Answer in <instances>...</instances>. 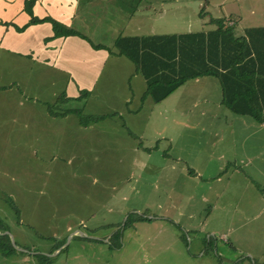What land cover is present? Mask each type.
<instances>
[{
    "label": "rangeland",
    "instance_id": "rangeland-1",
    "mask_svg": "<svg viewBox=\"0 0 264 264\" xmlns=\"http://www.w3.org/2000/svg\"><path fill=\"white\" fill-rule=\"evenodd\" d=\"M164 1L172 11L136 12L140 14L137 20L124 12L117 22L106 10L112 7L106 0H83L80 13L88 25L82 31L92 41L108 42L115 50L113 40L120 30L145 34L204 30L214 26L207 18L228 16L231 11L242 16L243 22L257 21L248 10L231 9L235 0ZM181 6L183 17H177ZM120 7L129 9L124 2ZM111 61L117 66L112 68ZM132 70L133 62L127 56L115 57L109 60L99 82H107L109 87H97L83 94L86 97L80 101L68 102L63 98L60 75L0 49V227L8 229L0 236L9 238L14 248L22 244L19 231L24 232L27 247L42 249L43 241L49 237L57 240L51 237L54 232L67 234L66 226L71 224L72 229L98 230L105 238L112 236L119 248L109 250L104 244L101 264H221L214 251L217 248L220 253L222 244L204 247V254L195 250L199 245L196 240L206 238L204 229L211 227L217 235L230 229L225 217L214 215L204 199L211 196V190L215 188L217 193L223 186L234 201L232 207L248 200L233 192L246 183L240 174L254 175L251 169L261 163L264 154L246 159H240L244 155L234 159L233 155L261 145L253 136L242 140L243 129L235 124L239 130L230 136L225 133L222 139H210L200 130H207V123L212 122H205L207 116L201 111L206 104L204 95L216 87L215 77L189 79L180 86L187 87L185 94L179 93L173 104L182 103L187 111L178 123L180 118L170 119L171 115L179 116L177 107L167 108L172 98L157 103L147 92L143 95L140 90L146 84H139L140 77L132 75ZM242 142L243 150L239 149ZM229 159L227 171L223 160ZM188 165L196 175L185 173ZM254 181L261 179L255 177ZM247 191L244 188L240 193L247 196ZM253 191L264 201V188ZM212 203L217 209L222 206L219 200ZM165 211L179 216L180 221L190 218L196 223L206 211L202 231L188 233L160 217ZM144 217L147 219L138 220ZM221 238L226 240L227 235ZM69 239L70 234L66 242ZM65 257L62 264L69 262ZM16 258L9 264H29L19 259L15 263ZM257 260L264 261V257ZM223 262L229 264L225 259Z\"/></svg>",
    "mask_w": 264,
    "mask_h": 264
},
{
    "label": "crops",
    "instance_id": "crops-1",
    "mask_svg": "<svg viewBox=\"0 0 264 264\" xmlns=\"http://www.w3.org/2000/svg\"><path fill=\"white\" fill-rule=\"evenodd\" d=\"M106 1V5L110 4V6H112L106 10L111 11V17L117 22L122 20V18L119 16L121 15L120 13L124 12L131 13L129 18H136L135 20H137V16H140V14L136 15V12L146 14V12L148 13L155 11L157 14H164L166 12L172 11V9H170V5L167 7L164 6V3L166 2L164 0ZM82 2L83 0H36L34 5L35 15L38 17L52 16L53 18L72 27L78 33H80L65 37L60 36L50 38L54 34V31L52 24L47 21L31 24L22 31L17 29V26L22 27L26 25L31 18L24 9L25 0H0V49H5L7 51L20 54L23 57L29 58L31 61H33V63H36L40 67L53 70L56 74L60 75L63 78V93H65L66 101L68 102L80 101L79 99L86 97L84 95L82 96V90H88L89 93H91L95 91L97 87H109L107 82H104L102 85L99 84L103 70L108 64L109 60H113V58L121 56L120 54L111 52L108 48H95L92 45V43H95L109 47L107 45L108 42H94L89 38L86 32L82 31L84 30V27L88 25L87 22H82L83 13H80L82 9ZM122 2H124L125 5H129L128 10L120 7ZM131 6L134 8L130 12ZM239 8L248 10L252 16L255 17V20H257H253L255 24L243 22V17L235 14L234 11H231L230 13L232 14L228 16L225 15L224 17L217 18H225L226 25H229L228 21H230L231 25L233 24L234 32L237 35L244 34L247 28L264 26V0H235L233 8L231 9L238 12ZM183 9L184 6H181V11L178 12L180 14H177V17H183ZM77 13H79L78 16ZM206 22H210V20L207 18ZM211 24L214 26L198 31H209L214 29L216 25L214 23ZM239 26H242L243 29L240 30ZM122 27L124 28L125 24H123ZM174 27H177V24H174ZM137 31L139 30H136V32L120 30L119 36L182 33V31H176L172 33H156L154 31L152 33L150 32L151 34H145L143 32ZM114 41L115 40H113V44ZM110 63L112 68L115 64H118L116 61H111ZM132 71L134 72L132 75L136 74L135 76L140 77V79L137 80L139 84L141 81L143 84H146V87L140 90V92L142 91L141 93L144 95L148 88L147 80L143 74L138 71L134 62ZM203 77L196 78L195 81L202 80ZM215 80L216 87H210L211 94L204 95L206 96V99L203 101L206 102V104L203 106L201 111L204 116H207V118H205V122H207L209 119H211L212 122L207 123V130L202 128L200 130L206 133L204 135L210 139H222L225 133H229L228 135L230 136L232 133L239 130L234 128L233 124L237 126L239 125L241 127L240 129H243L242 131L245 134V136L241 137L243 138L242 140L250 139L253 136V139L258 141L261 146L253 148L252 150L247 151V153H234L233 158L237 159V157H240V155H244V158L240 159H246L248 157H255L256 155L259 156L264 154V139L261 138V136H264V122H259L250 115L236 114L231 111L223 103V92L218 78L215 77ZM50 83L54 85L55 80L51 79ZM185 88L187 87H177L169 95L157 102L162 103L165 99L172 98V103L167 108L177 107L176 112L180 113L179 116L171 115L170 119L174 117L177 121L180 118L178 123L182 119V113L185 114V111L187 110H184V107L181 106L182 103L180 105L178 103L173 104V102L174 99L178 97L179 93L183 95L185 94ZM128 99L129 98H127V100ZM151 99L153 100V98ZM180 106L181 108H179ZM240 145L242 147L239 149L243 150V142ZM223 161L224 168L227 166L226 161L229 163L231 162L230 159ZM250 168V165L247 166L248 172H250ZM226 169L227 171H230L229 167ZM190 170L193 172L191 173ZM251 172L254 175H249L247 173H244L245 175L240 174V176L245 177L244 179L246 183L236 186V189L238 188L240 190L236 191L235 189L233 194H240L241 196L248 197L249 199L245 200L241 204L239 203L236 208V204L234 207L231 206L234 204V201L229 199L230 193L228 192L227 187L220 186V191L217 193L214 188L211 190V196L208 197V199H204L206 204L211 205L212 213L214 215L219 213L221 217H225V224L230 229H225L220 235H217L211 227L204 229L203 235L206 238H204L203 241L196 240L199 245L195 250L204 254L206 252V250L203 249L204 247L209 245L212 249L213 247L216 248V244H222L220 253L219 250L217 251V248L214 251L217 261H219L221 264H224V259L229 264H264V261L257 262V259H262L264 257V201L259 197V195H257L255 191H253L258 188H264V185H262V182L264 183V159L259 164L255 163L251 169ZM185 173L189 176H194L197 174V171L192 166L188 165V167H186ZM255 177L260 178L261 181H254ZM200 178L201 176L198 177V179L201 181ZM252 184L254 186L253 190H251ZM255 184H261V186L257 187ZM244 188L249 190L246 192L247 196L240 193V191L243 192ZM214 200H219L221 202L222 206H220L219 209L213 206L214 203L212 202ZM238 208L240 210H237ZM198 211L200 213L201 209ZM205 213L206 211L202 214L203 216L201 215L202 218L205 216ZM191 215L192 214L188 216ZM160 217L179 224V226L185 228L188 233L191 231L195 233L202 231V218L197 220L198 223L191 221L190 218H188L186 221H180L181 219L179 216L172 214L170 211H165V214ZM138 220L140 221L143 219ZM81 223L84 222L81 221ZM198 225L200 227L199 229L197 228ZM72 227L73 226L71 224L66 226L65 231L68 232L67 234H57L54 232L53 236L51 237H56L57 240L52 238L50 239L49 237V239H46V241L42 242V249L38 248L39 251H37L38 249L35 248V245H31L30 247L25 245L26 238L23 231H19L18 233L19 238L22 240V244L17 247L18 249L14 248V251H10L9 243L11 240L7 237L0 236V246L2 245L0 248V264H9L10 259L14 258L15 256L17 257L15 263H18L17 260L19 259L20 255L21 257L19 261L29 264H49L50 262L51 264H62L64 261V256H66L64 259L69 261L65 264H101V262H103L102 253L104 251V244H108L109 250L112 248L117 250L119 248L113 244L114 242H112V236L105 238V236L99 233L98 230L87 232L81 231L78 228L72 229ZM7 230L8 229L0 227V233ZM68 234H70V239L68 242H66ZM122 235L123 234L121 233L120 243L124 241V236ZM129 235H131V233ZM224 235H227V241L221 238V236ZM214 236L215 242L212 240V237ZM11 244L13 246L15 245L12 241ZM44 258H48V260L45 261ZM106 264L111 263L108 262Z\"/></svg>",
    "mask_w": 264,
    "mask_h": 264
},
{
    "label": "trees",
    "instance_id": "trees-1",
    "mask_svg": "<svg viewBox=\"0 0 264 264\" xmlns=\"http://www.w3.org/2000/svg\"><path fill=\"white\" fill-rule=\"evenodd\" d=\"M35 3L36 0H25L24 9L31 18L26 25L17 26L19 31L47 21L54 31L50 38L80 34L52 16L35 15ZM210 22L216 27L209 31L120 35L114 41L115 50L101 44L92 45L132 60L146 78L147 93L155 102L189 79L213 76L218 78L223 103L231 111L264 122V26L247 28L244 34L237 35L233 24H225V18L212 17ZM88 92L82 90L81 94ZM63 98L66 100V96ZM9 244L10 251H14L11 241Z\"/></svg>",
    "mask_w": 264,
    "mask_h": 264
}]
</instances>
